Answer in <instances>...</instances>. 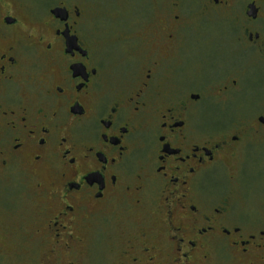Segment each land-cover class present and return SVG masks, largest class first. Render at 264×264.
Listing matches in <instances>:
<instances>
[{"label":"flooded vegetation","instance_id":"1","mask_svg":"<svg viewBox=\"0 0 264 264\" xmlns=\"http://www.w3.org/2000/svg\"><path fill=\"white\" fill-rule=\"evenodd\" d=\"M163 1L0 0V190L38 179L48 260L118 223L102 264H264V196L212 187L264 166V0ZM100 43L140 55L117 75Z\"/></svg>","mask_w":264,"mask_h":264},{"label":"rangeland","instance_id":"2","mask_svg":"<svg viewBox=\"0 0 264 264\" xmlns=\"http://www.w3.org/2000/svg\"><path fill=\"white\" fill-rule=\"evenodd\" d=\"M123 4L125 5V3ZM103 8L100 7L99 10L102 11ZM129 12L125 13L123 17L131 16L133 10ZM155 13H159V10L153 11L152 19L156 17ZM96 48L101 57L106 56L104 59L107 69L117 75L119 69H126L127 65L125 62L123 63L126 57L135 58L140 55V43L135 48H131L127 43H122L119 47L100 43ZM226 53L229 57V64L232 65L234 60L236 62L237 57L231 55L229 48ZM208 112L211 119L230 121L231 119H241V115L246 112L252 113L253 109L250 106L242 109L233 99L225 106H212ZM245 118L252 119L253 115ZM253 154L264 157V154L261 155L254 151ZM235 162L236 160H232L233 165L223 169L222 175H218V178L213 177L212 187L220 189L224 184L232 188L236 192L235 197L239 202L251 204L258 199H263L264 168L262 167L264 166L258 167L260 164L256 166L251 156L242 167L241 164H235ZM233 174L235 178L230 182L228 178ZM37 181L38 179L29 181L26 176L21 175L15 189L0 190V264H60L54 258L47 259L45 248L49 245L36 231L43 217L42 208L46 206L45 197L35 189ZM100 231L101 229L97 232L95 229L88 228L87 238L82 244L75 247L74 253L63 254L64 260L66 262L75 261L77 264H102L101 258L108 256L111 245L120 247L125 235L123 228L118 223H114L110 228H105L104 232ZM223 264L237 263L228 261Z\"/></svg>","mask_w":264,"mask_h":264}]
</instances>
